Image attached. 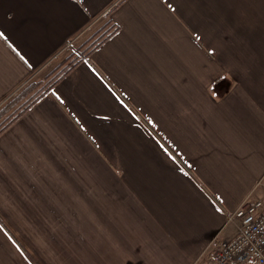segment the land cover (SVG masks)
Here are the masks:
<instances>
[{
  "label": "crops",
  "instance_id": "crops-1",
  "mask_svg": "<svg viewBox=\"0 0 264 264\" xmlns=\"http://www.w3.org/2000/svg\"><path fill=\"white\" fill-rule=\"evenodd\" d=\"M12 118L0 264H209L228 215L264 201V0H0Z\"/></svg>",
  "mask_w": 264,
  "mask_h": 264
},
{
  "label": "built area",
  "instance_id": "built-area-1",
  "mask_svg": "<svg viewBox=\"0 0 264 264\" xmlns=\"http://www.w3.org/2000/svg\"><path fill=\"white\" fill-rule=\"evenodd\" d=\"M235 233L207 253L209 264H264V201L246 199L228 215Z\"/></svg>",
  "mask_w": 264,
  "mask_h": 264
},
{
  "label": "rangeland",
  "instance_id": "rangeland-1",
  "mask_svg": "<svg viewBox=\"0 0 264 264\" xmlns=\"http://www.w3.org/2000/svg\"><path fill=\"white\" fill-rule=\"evenodd\" d=\"M96 28L97 26L91 27L90 29L84 30L68 39L64 44L62 51L51 61V63L46 67L45 71L49 69L52 71H58L59 69L64 68L63 66H66L75 60L79 55L83 54L90 42H92L93 39L95 40L97 35L95 33ZM204 259L207 262L206 256Z\"/></svg>",
  "mask_w": 264,
  "mask_h": 264
},
{
  "label": "trees",
  "instance_id": "trees-1",
  "mask_svg": "<svg viewBox=\"0 0 264 264\" xmlns=\"http://www.w3.org/2000/svg\"><path fill=\"white\" fill-rule=\"evenodd\" d=\"M115 30H117V28H113V30H111L110 32H106L105 35H102L101 38H99L95 43H94V47L100 45L103 41H105L109 36H111ZM79 61L78 58L75 59V61L71 62L66 68L64 71H62V73L54 80H52L42 91H40L37 95H35L32 100L30 101L29 104H31L32 102H34L37 98H39L41 95H43L44 93H46L47 91H49L52 86L59 80V78L67 73L77 62ZM29 104H27L25 107H27ZM24 107V108H25ZM17 115L14 116V118L16 117ZM14 118H12L11 120H9L4 126H2L0 128V131L3 130Z\"/></svg>",
  "mask_w": 264,
  "mask_h": 264
}]
</instances>
